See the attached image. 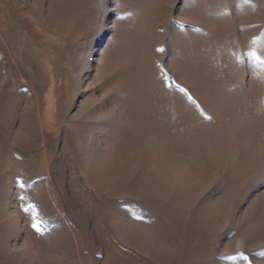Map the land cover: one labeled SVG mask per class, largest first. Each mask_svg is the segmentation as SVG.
I'll list each match as a JSON object with an SVG mask.
<instances>
[{
  "label": "rangeland",
  "instance_id": "374dc122",
  "mask_svg": "<svg viewBox=\"0 0 264 264\" xmlns=\"http://www.w3.org/2000/svg\"><path fill=\"white\" fill-rule=\"evenodd\" d=\"M0 264H264V0H0Z\"/></svg>",
  "mask_w": 264,
  "mask_h": 264
},
{
  "label": "snow or ice",
  "instance_id": "6c2138e0",
  "mask_svg": "<svg viewBox=\"0 0 264 264\" xmlns=\"http://www.w3.org/2000/svg\"><path fill=\"white\" fill-rule=\"evenodd\" d=\"M32 227H33L34 229H37V228H38V225H37V224H33Z\"/></svg>",
  "mask_w": 264,
  "mask_h": 264
}]
</instances>
